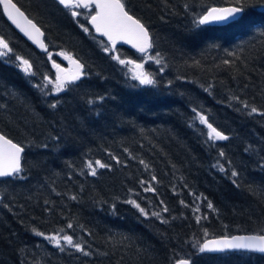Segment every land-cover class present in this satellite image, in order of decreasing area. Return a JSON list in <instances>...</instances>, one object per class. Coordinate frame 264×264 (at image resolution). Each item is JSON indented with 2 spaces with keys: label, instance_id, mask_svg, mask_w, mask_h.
<instances>
[{
  "label": "trees",
  "instance_id": "trees-1",
  "mask_svg": "<svg viewBox=\"0 0 264 264\" xmlns=\"http://www.w3.org/2000/svg\"><path fill=\"white\" fill-rule=\"evenodd\" d=\"M14 1L44 30L53 55L22 38L0 6V36L13 49L0 58V131L25 147L21 178L0 179V264H264L255 252L198 251L209 237L264 232V0H246L239 22L222 26L197 21L233 0H123L150 31L149 55L162 61L147 65L151 86L111 59L145 56L124 46L103 51L110 45L87 24L94 11L73 18L54 0ZM60 52L79 59L86 75L59 94L54 84L37 88L45 76L55 80L53 60L67 66ZM197 112L229 139L209 140ZM96 160L108 167L92 176L87 163ZM197 215L207 219L197 223ZM51 235H71L90 254L61 251Z\"/></svg>",
  "mask_w": 264,
  "mask_h": 264
},
{
  "label": "snow or ice",
  "instance_id": "snow-or-ice-1",
  "mask_svg": "<svg viewBox=\"0 0 264 264\" xmlns=\"http://www.w3.org/2000/svg\"><path fill=\"white\" fill-rule=\"evenodd\" d=\"M57 3L61 5L65 10H67L73 18H76L83 13L77 11V9L92 10L94 14L90 11L89 22L95 29L96 33H99L103 37H107V41L110 42V46L105 45L103 51L105 53H115L117 51L116 45L118 41H123L124 43L131 44L139 53L148 59H154L156 64H161V59L152 57L149 55V50L153 48L152 38L150 36L147 27L141 23L140 19L136 18L134 15L130 14L126 7V3L123 0H57ZM246 0H233V6L224 8H210L207 10L206 14L201 16L197 21L198 25H207L210 23H237L238 17L242 15L245 11ZM0 6L3 8V13L7 15L8 19L16 25L20 31L24 32L29 39L37 43L39 47L47 54L49 60H52V53L48 51L47 46L40 37L44 36V32L41 28L37 26L28 16L25 15L23 11L13 0H0ZM23 21V23H21ZM84 33H89V28L84 25H80ZM13 49L9 46V42L6 41L2 36H0V57H7ZM57 55L62 56L65 60L70 61L73 65V69L70 73H66V70L61 68L59 63L55 60L52 61V67L57 70L55 80L53 81L49 77L45 76L44 80L46 84L36 85L37 88H47L48 85L54 84L55 93L59 94L67 90L70 84H75L80 81L81 78L86 75L83 71L84 64L80 62L79 59L74 58L67 52H60ZM159 53H156V57H159ZM15 59L19 61V66L22 71L27 75H34L32 72V64L29 60L24 59L21 56H15ZM111 59L117 61L120 65H133L134 73L132 79L139 82L143 86H151L156 83L152 76L144 70V63H135L129 59H122L119 54L111 55ZM225 63H229L225 61ZM163 71V67L160 69ZM51 91V89H49ZM102 99V98H101ZM59 101L53 102L49 107L55 109L58 106ZM91 103V101H90ZM244 107H249L247 103ZM195 112L196 110L193 109ZM258 109L256 107H251L250 113H256ZM264 115V113H261ZM197 117L200 124L206 125L208 128V139L214 141H224L228 140L229 137L225 135L222 131L217 130L216 127L209 122L206 115L197 112ZM46 148L47 145H44ZM247 151V149H246ZM25 152V147L20 143L13 142L8 136L0 133V178H21L20 174L23 172L22 168V154ZM225 153L220 152V156L223 157ZM143 163V161H141ZM95 164V166H94ZM89 161L87 163V168L90 170V174L95 176L97 174V167L107 168L108 165L102 163L100 160L95 162ZM147 167V166H146ZM264 167V164L261 165ZM219 170L224 172L223 166H220ZM239 173L235 170L231 171V177H238ZM153 180L156 179L155 176L152 177ZM143 184L144 182L141 181ZM232 183L239 187L237 180L233 179ZM145 191L154 192L155 189L149 184L145 188ZM73 200L76 199L75 196L72 197ZM199 199V197H197ZM207 200V197L204 198ZM127 203L132 204L139 212L148 216V212L145 211L140 204L136 203L135 200H129ZM163 203V201H161ZM183 204L184 202L181 201ZM187 207V205H185ZM207 207L215 211L211 201L207 202ZM163 212H168L169 209L165 206L162 209ZM194 212H199V206L193 209ZM152 216L160 218L161 223H167L166 220L161 218L160 212H152ZM196 222L199 223L201 219H207V216L197 215L195 217ZM68 228H72L71 223L68 224ZM63 231V230H61ZM37 236H44V233L37 231L35 233ZM204 235H208L207 229H204ZM46 239L54 242L61 251H64L63 246H61V240L65 242L66 245L75 248L77 252L82 253L87 256L90 253L85 251L84 248L79 243H75L71 235H51L47 236ZM195 247V245H194ZM245 249L249 251L264 253V232L257 235L239 237L233 236L230 239L224 237L221 239L207 240L198 246V251L200 253L205 252H225L226 250H239ZM175 264H190L188 259H176Z\"/></svg>",
  "mask_w": 264,
  "mask_h": 264
},
{
  "label": "water",
  "instance_id": "water-1",
  "mask_svg": "<svg viewBox=\"0 0 264 264\" xmlns=\"http://www.w3.org/2000/svg\"><path fill=\"white\" fill-rule=\"evenodd\" d=\"M56 2H57V0H55ZM13 2L14 3H16L14 0H13ZM17 4V3H16ZM231 6H233V5H231V4H228V5H224V6H221V7H215V8H224V7H231ZM17 7H19L20 9H21V11H23L24 13H25V15L26 16H28L27 15V13L17 4ZM1 8H2V6H1ZM2 11H3V8H2ZM4 14V13H3ZM131 14V13H130ZM242 15H243V13H242ZM241 15V16H242ZM4 16L6 17V19L8 20V22L11 24V26L24 38V39H26L32 46H34L38 51H40V52H44L40 47H39V45L37 44V43H34L33 42V40H31V39H29V37L27 36V35H25L24 34V32H22V31H20V29L19 28H17L16 27V25L15 24H13L9 19H8V17H7V15L6 14H4ZM240 16V17H241ZM240 17H238L237 19H239ZM137 18V17H136ZM31 19V18H30ZM34 23H36L35 21H33ZM21 23H23V21H21ZM142 23V22H141ZM89 24H90V22H89ZM226 24H229V23H210V24H207V25H226ZM91 25V24H90ZM38 26V25H37ZM38 27H40V26H38ZM91 27H92V25H91ZM93 28V27H92ZM148 29V28H147ZM93 30H94V32H95V29L93 28ZM41 31H43L42 29H41ZM44 32V31H43ZM150 33V32H149ZM95 34L97 35V36H100V37H103V36H101L99 33H96L95 32ZM44 36H45V33H44ZM44 36L43 37H40V39H42L43 41H44ZM151 36V35H150ZM103 38H105L106 39V41H107V37H103ZM108 42V41H107ZM44 43H45V41H44ZM109 44H110V42H108ZM45 45H46V43H45ZM119 46H124V47H127V48H129V49H131V50H133V51H135V52H137V53H139L135 48H133L132 47V45L131 44H127V43H124L123 41H118L117 42V45H116V48L117 47H119ZM139 54H141V53H139ZM143 55V54H142ZM0 133H2V132H0ZM14 142V141H13ZM23 155V154H22ZM251 235H257V234H234V235H229V236H221V237H217V238H211V239H208V240H215V239H221V238H224V237H228L229 239L231 238V237H233V236H239V237H245V236H251ZM239 250H242V251H249V250H245V249H239ZM227 251H237V250H226L225 252H227ZM249 252H254V251H249ZM206 253H212V254H218V253H224V252H206ZM255 253H259V252H255ZM259 254H264V253H259ZM190 262V261H189ZM191 264V263H190Z\"/></svg>",
  "mask_w": 264,
  "mask_h": 264
},
{
  "label": "rangeland",
  "instance_id": "rangeland-1",
  "mask_svg": "<svg viewBox=\"0 0 264 264\" xmlns=\"http://www.w3.org/2000/svg\"><path fill=\"white\" fill-rule=\"evenodd\" d=\"M149 62H152L154 63L155 65H158L155 63V60L154 59H148L147 57L140 63H144V70L147 72V65ZM67 67L65 68L66 70V73H70L73 69V65L70 63V61L67 60ZM130 75L132 76L135 69H134V66L133 65H130ZM148 73V72H147ZM57 74V73H56ZM78 82V81H77ZM138 82V81H137ZM139 83V82H138ZM54 243V242H53ZM61 246H68L65 244V242L63 240H61Z\"/></svg>",
  "mask_w": 264,
  "mask_h": 264
}]
</instances>
